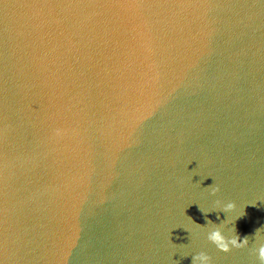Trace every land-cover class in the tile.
<instances>
[{"label":"water","instance_id":"1","mask_svg":"<svg viewBox=\"0 0 264 264\" xmlns=\"http://www.w3.org/2000/svg\"><path fill=\"white\" fill-rule=\"evenodd\" d=\"M48 2L0 11V261L261 264L264 0Z\"/></svg>","mask_w":264,"mask_h":264},{"label":"clouds","instance_id":"2","mask_svg":"<svg viewBox=\"0 0 264 264\" xmlns=\"http://www.w3.org/2000/svg\"><path fill=\"white\" fill-rule=\"evenodd\" d=\"M61 129L57 128L54 130L56 134L61 133ZM212 192L219 191V186L216 184L210 185ZM235 205L233 202H228L224 205V208L231 209ZM259 229H257V232ZM207 239L213 242L217 248L223 251H229L230 248H242L248 245L249 239L248 234L243 235L242 237L237 233L231 237H226L224 233L221 231L220 228H213L207 233ZM179 247H183L182 245ZM178 249L176 248V251ZM253 252L256 253L258 259L260 260L261 264H264V243H259L258 247L252 249ZM175 264V262H173ZM193 264H210V257L207 252L200 251L196 252L193 256Z\"/></svg>","mask_w":264,"mask_h":264},{"label":"snow or ice","instance_id":"3","mask_svg":"<svg viewBox=\"0 0 264 264\" xmlns=\"http://www.w3.org/2000/svg\"><path fill=\"white\" fill-rule=\"evenodd\" d=\"M10 2H12V0H0V11H2L3 8L7 4H9ZM15 3L21 7H28V8H33V9L57 6V5H53V4L49 3L48 0H15ZM61 6H64V7H88V6H94V5L84 4V3H65ZM95 6H100V5H95ZM104 6L140 8V7L150 6V5H145L143 3L136 2V0H133V2L108 4V5H104ZM159 6H167V5H159ZM178 6L187 7V6H192V5L181 4ZM0 25H2L5 30L7 29L8 24L6 22V19L3 16H0ZM0 264H3V261H0Z\"/></svg>","mask_w":264,"mask_h":264}]
</instances>
